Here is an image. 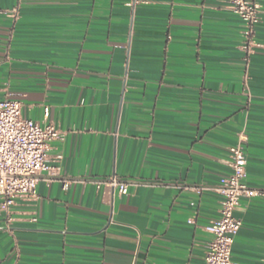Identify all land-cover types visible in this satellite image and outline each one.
<instances>
[{"label":"crops","instance_id":"obj_1","mask_svg":"<svg viewBox=\"0 0 264 264\" xmlns=\"http://www.w3.org/2000/svg\"><path fill=\"white\" fill-rule=\"evenodd\" d=\"M257 1L248 59L228 0H0V100L39 123L49 107L65 132L39 199H0V264H206L222 196L194 189L231 175L243 136L247 184L264 191ZM111 176L150 186L91 182ZM235 215L233 263L264 264V195Z\"/></svg>","mask_w":264,"mask_h":264},{"label":"built area","instance_id":"obj_2","mask_svg":"<svg viewBox=\"0 0 264 264\" xmlns=\"http://www.w3.org/2000/svg\"><path fill=\"white\" fill-rule=\"evenodd\" d=\"M229 8L243 24L242 50L249 57L260 47L256 41V28L261 23V5L257 0H228ZM12 17H18L14 9ZM247 59V61H248ZM50 109L44 108V123L26 119L21 103L11 99L0 100V199L3 207L15 205L17 200L37 201L38 184L44 172L59 175L58 165H52L51 145L64 138L65 132L49 121ZM245 136L229 149L232 173L216 186H203L194 190L212 191L222 196L220 217L207 227L212 238L207 244L206 264H234L232 251L242 221L235 215L244 196L264 195L247 184L248 159ZM61 157L55 158L57 163ZM98 189L117 190L120 196L129 195L133 187L150 186L137 181H125L118 176L91 181ZM69 182L65 181L64 188Z\"/></svg>","mask_w":264,"mask_h":264}]
</instances>
